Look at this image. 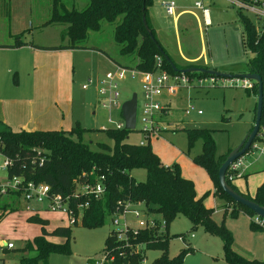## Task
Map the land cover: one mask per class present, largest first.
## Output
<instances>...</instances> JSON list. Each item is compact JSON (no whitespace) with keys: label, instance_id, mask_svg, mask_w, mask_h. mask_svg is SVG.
Here are the masks:
<instances>
[{"label":"rangeland","instance_id":"obj_1","mask_svg":"<svg viewBox=\"0 0 264 264\" xmlns=\"http://www.w3.org/2000/svg\"><path fill=\"white\" fill-rule=\"evenodd\" d=\"M172 1L176 7L180 5L185 9L194 10L199 14V17L200 10L195 9V2H202V5L208 8L210 21L209 23L202 21L200 36L199 30L194 24H189L185 29L182 25L185 18L180 20V37L192 42L190 46L193 48V52H198L202 44L205 48V57H212L211 66L219 72L232 75L246 72L248 58L253 56V52L244 50L242 47L240 36L242 28L236 21V9L228 0H152V4L147 7L149 22L153 25L156 34H161V31L159 28L157 29L155 23L162 30L169 29L168 35L163 36V40L167 39L175 50L171 33L172 16H168L159 4V2ZM0 2V38L8 41L10 33L14 29L18 28L22 31L29 28L32 30V35L25 36L29 41L42 40V37H45L44 40L47 42L58 40L60 32L64 28L60 24L47 25L42 31H36V29H41L39 23H44L49 18L50 0H4V4H2V0ZM85 4L86 0L67 1L68 6H74L77 9L82 8ZM250 20L253 18L250 17ZM259 24L257 23V26ZM28 31L25 30V32ZM112 31V26L104 22L99 32L90 34L85 43L86 48L76 49L70 66L71 76L67 86L70 99L64 105L66 112H64V120H61L62 128L69 130L75 124L83 128L85 132L82 138L91 142L92 149H97V142L112 145V142L100 129L114 128V124L109 123L108 119L113 122L122 120L120 106L133 93L136 94L137 100V119L135 128L126 138V142L136 144L144 139L139 131L142 113L141 76L137 74L131 77L129 72H126L122 79H115L118 91L116 106L108 102L107 94L102 96L98 92L100 81L110 78L116 71L117 65L108 56L121 61ZM39 33L44 35L41 36ZM15 37L10 40V44L14 43ZM183 46L185 47L184 41ZM165 49L167 48L165 47ZM167 51L175 59V51L169 49ZM175 64L181 66L179 62ZM3 71H0V94L4 95L8 92L6 97H10V91L16 90L15 71ZM54 88L55 83L52 81L46 92L51 93ZM246 89L252 90L253 87ZM168 99H170L169 109L162 115V118L170 127L161 132V137L151 138L149 141L146 140V143L159 155L163 163L169 165L177 163L184 177L193 181L196 195H204L203 203H207L210 208H213V220L218 224L223 222L231 232L234 246L238 250L253 255L258 260L264 261V230L250 227V222L254 220L255 214L248 215L245 212H238L232 216L229 208L224 210L223 200L215 193L213 181L206 171L192 160L195 155L201 152L200 139H196L188 147L186 134L183 130L184 128L211 130L215 156H226L224 154L229 149L235 148L251 129L256 97L246 94L240 78L236 84L212 87H196L192 82L187 87L178 89ZM102 103H105L106 106L103 107ZM187 104L193 105L196 110L199 109L202 113L200 115L195 112L185 114L183 109ZM253 144L256 148H253L252 145L242 155L241 168H244L248 163L250 167L242 170L241 174L246 173V169L251 171L257 166L259 172L264 170L260 169L264 168V153H260V150L264 151V142L257 138ZM242 176L235 178L234 184L246 191L254 192L257 178L249 177L246 183V179ZM131 177L135 181H143L145 170H132ZM6 179V173L0 172V183ZM228 180L230 179L228 178ZM2 206L4 207L1 208ZM43 211L40 214L43 212L42 215L49 218V221H46V226L50 231L56 226L68 225L63 215ZM1 213L3 216L0 217V245L5 241L14 244V249L3 250L0 253L1 264H19L21 256L34 257L36 252L24 250V244L40 234V227L33 220L27 219L29 212L24 209L23 201L7 194H0ZM114 227L115 225L109 218H106L99 227L72 226L69 238L70 253H50L44 262L38 260L37 264H89L92 259L101 257L105 239ZM166 231L170 236L167 255L172 257L184 250L181 264H228L222 258L220 238L205 232L200 226L191 229L190 222L186 217L177 216L167 224ZM181 234H186L184 241L178 238ZM47 237L50 238L48 240L58 243L64 240L55 236ZM160 254V250L145 249L144 259L140 264H152V261Z\"/></svg>","mask_w":264,"mask_h":264},{"label":"trees","instance_id":"obj_2","mask_svg":"<svg viewBox=\"0 0 264 264\" xmlns=\"http://www.w3.org/2000/svg\"><path fill=\"white\" fill-rule=\"evenodd\" d=\"M67 1L50 0L49 18L42 23V25L60 24L64 26L60 32V44L40 48H86L85 43L90 34L99 32L101 25L106 22L112 26L113 39L121 59L118 61L108 56L115 65L148 71L153 68L154 56L160 55L165 68L170 73L176 72L166 60L164 55L174 64L157 40L148 20L147 7L152 4V0H86V4L80 9L68 6ZM236 13V21L242 28L240 34L242 47L244 50L253 52V56L248 58L246 71L257 73L261 77L260 131L264 128V30L259 31L260 25L258 28L255 27L254 22L239 10H236ZM142 15L145 16L146 27L142 23ZM262 27L264 28V23ZM23 44L26 43L17 36L11 46ZM187 67L203 69L201 72H187L189 76L207 75L205 70L208 67L204 65L194 64ZM177 68L181 69V67ZM245 90L246 94L256 96V83L252 90ZM100 130L105 133L112 145L97 142V149H92L91 142L82 138L85 130L76 124L69 130L12 131L5 127L0 130V152L11 161L7 175H22L28 180L46 183L52 192L61 194L72 192L76 183L101 182L102 193L97 198L91 197L85 209L83 221L80 224L84 227L101 226L114 211L117 201H142L148 213L165 221L164 229L141 228L135 235L127 233L128 244L133 247L126 246L122 256L117 255L121 245L117 243L110 231L105 239L102 253L114 255L112 264H140L144 259L145 249H157L161 252L152 264H181L184 250L172 257H168L166 252L170 239L166 231L167 224L179 215L189 220L191 229L200 226L205 232L217 235L222 243V258L228 264H264L234 246L231 232L223 222L218 224L213 220V208L204 205V195L197 197L193 181L182 176L177 163L163 165L149 144L138 145L126 142L132 130L125 128ZM183 130L188 147L196 139H200L201 152L192 160L201 166L213 181L215 193L224 202V210L229 208L232 216L238 212L251 215L253 212L250 209L234 202L219 186L218 168L225 156H215L211 130L202 128H184ZM261 139L264 140V135ZM135 169L145 170L143 181H135L131 177V171ZM100 176L103 178L100 179ZM226 182L237 191L232 181L228 180V175H226ZM8 194L18 199L15 194ZM242 195L264 207V181L256 188L252 197L248 194ZM83 200L80 199V201ZM27 219L39 225L40 234L24 244V250H33L36 255L34 257L21 256L19 264H37L38 260L44 262L50 253H70L69 238L72 226H56L51 231H47L45 229L46 219L38 215H30ZM250 227L259 228L252 222H250ZM47 236H55L64 240L58 243L48 240ZM136 244L142 245V249L135 251Z\"/></svg>","mask_w":264,"mask_h":264},{"label":"built area","instance_id":"obj_3","mask_svg":"<svg viewBox=\"0 0 264 264\" xmlns=\"http://www.w3.org/2000/svg\"><path fill=\"white\" fill-rule=\"evenodd\" d=\"M236 10H239L242 14L253 18L255 27L260 30H264L262 24L264 23V0H228ZM195 6L201 11L203 17H206L208 9L202 5L201 2H196ZM162 7L168 15H173L175 6L173 2H163ZM256 23H260L256 26ZM256 28V29H257ZM126 72H129L131 77L139 74L141 76V90H142V113L140 116L141 128L140 133L144 139L138 141V145H146V140L160 136L161 132L168 130L170 125H167L166 120L162 118L169 109L170 99L168 97L174 94L178 89L187 87L192 82L196 87H212L222 85H232L238 82L240 78H222L214 75H196L189 76L182 71H176L170 73L164 66V62L160 55L154 56V65L151 70L141 71L136 68H123L117 65L116 71L108 79H102L98 85V92L100 95L107 94V100L110 104L116 106V100L118 97V91L116 89L115 79H122ZM243 85L246 88H252L254 82L251 80L242 79ZM85 87V85H83ZM102 106H106L102 103ZM137 108V100H136ZM185 114L195 112L200 115L202 112L199 109H195L193 105L187 104L183 109ZM158 115V116H156ZM135 112V122H136ZM108 122L114 124V129H123V119L117 122H113L108 119ZM135 128V126H134ZM105 129V128H102ZM258 130L257 138L262 142L261 138L264 135V128ZM256 139V137H255ZM254 139V140H255ZM252 141L249 148L253 145ZM260 153H264L260 150ZM40 156V154H38ZM11 161L5 155L0 152V172H5L7 179L0 183V194L12 193L18 196V199L24 203V209L29 213L36 214L39 211L46 210L48 212L57 213L63 215L67 220L68 226L80 225L83 221L85 209L88 207L89 199L91 197L97 198L103 191L101 182L95 181L91 183L84 181L82 183H76L72 192L67 194L54 193L51 191L50 186L43 182H35L26 179L22 175H7V169L10 166ZM243 164L242 156L232 161L227 170L226 175L232 181L237 177H241L244 168H241ZM228 173V174H227ZM231 173V174H230ZM230 174V175H229ZM103 178L100 176V179ZM84 199L80 201V199ZM115 225L112 229V236L121 245V249L118 250L117 255L122 256L125 253L126 246L133 247L128 244L126 235L130 233L135 235L141 228H165V221L155 215L148 213L145 205L142 201H117L116 207L108 217ZM257 227L264 230V218L255 214L254 220H252ZM179 239L185 240L186 235L181 234ZM14 249V244L9 241H5L0 245V253L3 250ZM142 249V245L136 244L135 251ZM1 259V258H0ZM114 261V255L102 253L100 258L92 259L89 264H112ZM2 262H0L1 264Z\"/></svg>","mask_w":264,"mask_h":264},{"label":"crops","instance_id":"obj_4","mask_svg":"<svg viewBox=\"0 0 264 264\" xmlns=\"http://www.w3.org/2000/svg\"><path fill=\"white\" fill-rule=\"evenodd\" d=\"M2 4H4V0H2ZM159 4H161L162 7V3L159 2ZM195 9L199 10L196 6ZM175 10L173 15H168L172 16L171 33L173 41L175 43V50H173V46L169 41H167V39L163 40V36L168 35L169 29L162 30L160 29L161 27L157 26V24L155 23L157 29L159 28V31H161V34H156L153 25L149 22L154 29L157 40L166 51V54L170 57L174 64L176 62H179L181 65V69L187 67L188 65L201 64L208 67V69L218 71L215 67L211 66V62H213L212 57H205V48L202 44L198 52H193V48H191L190 46L192 42L190 40H184L183 38L181 39L180 37L181 18H185L182 23L185 29H187L189 24H194L195 27L199 30L200 36L202 21L204 23H209L210 21L208 11L206 17H203L200 11L199 17V14H197L194 10L185 9L180 5L177 7L175 6ZM39 24L41 29H36V31H42V29L46 28L47 25H49H42V22H40ZM25 30L28 31L29 28L22 31L18 28L14 29L13 32L10 33L8 41L0 38V71H15L14 76L16 78L14 83L16 90L14 89L10 91L11 96L6 97V94L8 92L4 93V95L0 94V130L4 129L5 127L10 128L12 131L51 129L67 130L62 128L63 126L61 120H64V112H66V106L64 105L67 104L68 100L70 99L67 86L71 76L70 66L72 57L76 49L40 48L59 45L60 35L58 37V40L55 42H47L44 40L46 39L45 37H42V40L29 41L25 38V36L32 35V30L30 29L28 32H25ZM39 34H41V36L44 35L43 33ZM15 36H18L19 39L26 44L20 46H11L10 40ZM183 41L185 47L183 46ZM165 47L171 51H175V59L171 57ZM51 57L52 59H50ZM52 81H54L55 83V88L51 93L46 92ZM253 96L256 97L255 95ZM255 107L256 101L254 106V115ZM230 150L232 149H229L224 155H226ZM154 153L157 154L156 152ZM157 156L159 157L158 154ZM160 161L163 165H169L167 163H163L161 159ZM249 167L250 164L248 163L246 168ZM260 169L263 170L264 168ZM180 171L182 174L181 168ZM245 172L246 173H244L242 177L246 179V183L249 177L255 176L257 178L256 188L264 181V170L259 172L258 166L254 167L251 171H248L246 169ZM182 176L184 175L182 174ZM233 181L234 179L232 180V184L239 193L248 194L251 197L254 195L256 189L254 190V192L246 191L245 189L239 188L237 185H235ZM204 205L206 207H209L207 203H205ZM40 212L41 211L37 212L36 214L29 213L28 216L38 215L39 217L46 219V221L48 222L49 218L45 215H42V213L45 211H43L41 214ZM45 229L47 231H50L49 227L46 225ZM47 239L50 238L47 237ZM241 252L245 253L244 251ZM249 256L255 258L253 255ZM260 261L264 262L263 260Z\"/></svg>","mask_w":264,"mask_h":264},{"label":"water","instance_id":"obj_5","mask_svg":"<svg viewBox=\"0 0 264 264\" xmlns=\"http://www.w3.org/2000/svg\"><path fill=\"white\" fill-rule=\"evenodd\" d=\"M144 10V8H142ZM142 23L144 27H146L145 16L142 15ZM166 60L169 62L170 67L174 71H182V72H201L203 69L197 67H187L183 69H178L174 64L164 55ZM205 72L209 75H214L216 77L222 78H241L246 80H251L256 83L257 92H256V107H255V115L253 120V125L249 132L245 135L243 140L232 150H230L224 160L221 162L218 168V183L222 191L228 195L234 202L239 203L248 209H250L254 214L264 218V207L259 206L255 202L250 199L245 198L241 193L234 190L230 187L226 182V170L229 164L242 156L251 145L252 141L255 139L259 127H260V115H261V104H262V90H261V77L257 73H252L246 71L240 75H232L230 73H221L219 71L213 69H207ZM120 111L122 115V119L124 121V128L127 130H133L135 126V112H136V94L133 93L129 99L124 101L120 106Z\"/></svg>","mask_w":264,"mask_h":264}]
</instances>
